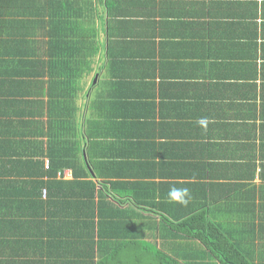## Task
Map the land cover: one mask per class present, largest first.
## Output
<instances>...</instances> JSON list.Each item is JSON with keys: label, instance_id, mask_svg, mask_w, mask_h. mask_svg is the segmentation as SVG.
Returning <instances> with one entry per match:
<instances>
[{"label": "crops", "instance_id": "crops-1", "mask_svg": "<svg viewBox=\"0 0 264 264\" xmlns=\"http://www.w3.org/2000/svg\"><path fill=\"white\" fill-rule=\"evenodd\" d=\"M81 1V7H68V13L82 10L81 14H70L63 24L53 22L60 27L56 35L65 41L56 50L65 58L72 57L69 68L74 76L60 74L52 81L54 98L64 90L71 92L75 112L67 116L68 121L82 131L93 119L92 106L103 107L113 79L115 84L120 81L114 93L129 95L146 112L155 114L149 122H142L147 127L140 134L144 137L142 149L128 144L136 138L124 137L123 144L104 136L92 141L81 134L71 138L77 143L67 147L89 172L91 182L84 189L91 186L95 194L102 192L128 205L134 199L131 191L137 188L132 185L153 179L157 186L164 181L188 188L190 203L201 206L202 189L208 186L213 195L224 197L209 204L213 214L222 209L217 207L229 204L228 185L240 179L235 185H253L249 199L256 205L264 202L259 194L261 189L264 192V0H88L93 9L85 8ZM32 11L36 13L37 8ZM47 60L45 56L41 61ZM28 62H37L34 53ZM39 66L33 69L46 74L41 89L47 88L50 78ZM48 98L45 93L43 100ZM174 105L178 112L183 108L187 117L169 118ZM28 108L11 103L3 109L8 115L22 117L11 123L10 130L4 129L5 134L17 133L11 139L16 144L23 141L18 133L31 132L23 127L34 119H24ZM202 116L206 130L200 129L192 141L185 131L172 134L167 130L171 125L200 126L197 121ZM96 123L104 133L105 114L96 117ZM72 127L69 125L71 133ZM112 143L114 147L109 146ZM123 146L131 157L123 153ZM63 152L66 150L60 148L55 153ZM246 164L252 166V179L243 176ZM63 176L66 181L73 179L68 169ZM47 188L50 194L53 186ZM169 189L160 193L167 196ZM54 195L52 201H64L61 192L54 191ZM11 202L22 211L16 197ZM213 218L218 221L215 215ZM131 219L136 222L138 218ZM0 235L15 237L11 223L0 225Z\"/></svg>", "mask_w": 264, "mask_h": 264}, {"label": "trees", "instance_id": "trees-1", "mask_svg": "<svg viewBox=\"0 0 264 264\" xmlns=\"http://www.w3.org/2000/svg\"><path fill=\"white\" fill-rule=\"evenodd\" d=\"M81 3V0H0V225L7 227L11 223L15 231L14 238L0 235V264H264V202L256 205L253 198L249 199L253 185L248 188L235 185L241 183L240 179L228 185L229 204L217 207L222 209L213 214L209 204L224 197L213 195L208 186L202 189L201 206L190 203L186 207L169 203L167 196L160 193L175 183L162 181L157 186L153 179L132 185L137 188L131 191L134 199L128 205L102 192L95 194L91 186L84 189L91 182L87 179L89 172L76 152L67 147L77 143L71 138L81 134L92 141L91 138L104 136L120 139L122 144L136 138L128 144L142 149L144 137L140 134L155 114L146 112L129 95L114 93V86L119 87L120 81L115 84L113 79L104 94L103 107L92 106L94 115L90 123H85L80 132L76 126L72 127L67 117L75 112V108L71 109L74 102L70 90L54 98L52 89V81L60 74L74 76L69 68L72 57L65 58L56 50L65 41L56 35L60 27L53 22L63 24L71 18L70 14H81L82 10L68 13V7H81ZM83 5L93 9L91 1L83 0ZM34 8L36 13L32 11ZM32 53L37 62H28ZM45 56L47 62L41 61ZM39 64L50 78L43 89L41 78L46 74L33 69H40ZM35 74L37 79L33 81ZM45 93L49 100H43ZM11 103L30 106L23 117L34 118L31 122L36 124L35 128L32 123L23 125L31 132L18 133L23 141L17 144L12 141L17 133H4V129L13 126L12 122L22 119L17 113L3 112ZM175 109L174 105L169 118L187 117L183 108L179 112ZM162 110L160 107L159 115ZM104 114L103 133L96 117ZM205 128L181 124L168 126L167 130L172 134L185 131L192 141ZM130 129V135H126ZM124 137L127 139L123 140ZM60 148L66 152L57 155L55 152ZM123 148V153L131 157L128 148ZM251 167L246 164L243 171V176H250L248 179L254 177ZM65 169L70 170L71 181L63 176ZM49 186H53L50 194ZM54 191L61 192L64 201L60 198L52 201ZM263 193L261 189L260 198L264 200ZM15 197L21 204V212L11 202ZM165 203L168 204L161 206ZM131 218L138 219L135 222Z\"/></svg>", "mask_w": 264, "mask_h": 264}, {"label": "clouds", "instance_id": "clouds-1", "mask_svg": "<svg viewBox=\"0 0 264 264\" xmlns=\"http://www.w3.org/2000/svg\"><path fill=\"white\" fill-rule=\"evenodd\" d=\"M197 123L203 126L206 124V120L200 119ZM167 198L169 203H177L186 207L191 202L192 196L188 188H177L173 186L169 189Z\"/></svg>", "mask_w": 264, "mask_h": 264}]
</instances>
